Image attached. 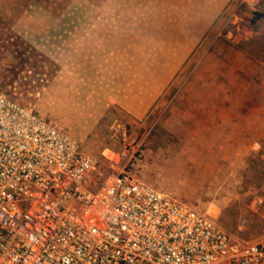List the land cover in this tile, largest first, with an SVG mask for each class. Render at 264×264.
I'll use <instances>...</instances> for the list:
<instances>
[{"label":"rangeland","instance_id":"rangeland-1","mask_svg":"<svg viewBox=\"0 0 264 264\" xmlns=\"http://www.w3.org/2000/svg\"><path fill=\"white\" fill-rule=\"evenodd\" d=\"M0 0V95L97 160L264 240V0ZM98 188V187H97Z\"/></svg>","mask_w":264,"mask_h":264},{"label":"built area","instance_id":"built-area-1","mask_svg":"<svg viewBox=\"0 0 264 264\" xmlns=\"http://www.w3.org/2000/svg\"><path fill=\"white\" fill-rule=\"evenodd\" d=\"M97 165L0 95V264H264V240L233 237L130 172L100 182Z\"/></svg>","mask_w":264,"mask_h":264},{"label":"water","instance_id":"water-1","mask_svg":"<svg viewBox=\"0 0 264 264\" xmlns=\"http://www.w3.org/2000/svg\"><path fill=\"white\" fill-rule=\"evenodd\" d=\"M253 18L250 20V22L253 24L261 19H264V12L263 11H255L253 13Z\"/></svg>","mask_w":264,"mask_h":264},{"label":"crops","instance_id":"crops-1","mask_svg":"<svg viewBox=\"0 0 264 264\" xmlns=\"http://www.w3.org/2000/svg\"><path fill=\"white\" fill-rule=\"evenodd\" d=\"M230 0H223V5H221L220 7L217 8L218 11L220 10H223L226 6H227V3L229 2Z\"/></svg>","mask_w":264,"mask_h":264}]
</instances>
